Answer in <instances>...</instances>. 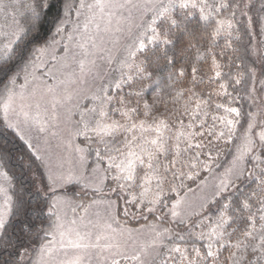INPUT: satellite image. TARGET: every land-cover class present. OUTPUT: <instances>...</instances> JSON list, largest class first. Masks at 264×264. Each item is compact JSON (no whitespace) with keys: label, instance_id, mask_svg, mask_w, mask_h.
Returning a JSON list of instances; mask_svg holds the SVG:
<instances>
[{"label":"snow or ice","instance_id":"1","mask_svg":"<svg viewBox=\"0 0 264 264\" xmlns=\"http://www.w3.org/2000/svg\"><path fill=\"white\" fill-rule=\"evenodd\" d=\"M251 6L252 0H79L78 5H65L69 12L74 8L77 17H84L85 32L92 25L97 32L109 33L115 23V31L130 41L124 58H108L109 64H118L119 74L101 87L100 94L92 97L93 106L81 114L82 128L76 135L83 136L86 143L75 152L82 162L94 152L97 161L107 164L95 190L100 191L104 179L110 178L115 185L111 191L126 194V198L120 197L127 205L125 216L135 209L133 215L144 219L151 215L168 226L151 225V235L143 241L132 238V229L117 233L110 224L104 226L110 232H93L83 223L77 227L75 221L66 227L58 212L62 201L55 193L78 178L49 170L45 195L54 197L48 212L56 222L45 232L51 240L41 245L38 264H93L94 258L95 264H264V120L257 123L254 114L248 113L247 126L237 137L242 112L231 106L236 97L227 91L223 66L212 55L218 37L225 38V47H232L230 38L238 31L234 22L237 9H243L241 15L248 17L249 27L252 25ZM26 7L31 12L30 29L18 26L11 39L0 42V72L5 74L10 61L23 59L18 45L38 26L48 4L33 0ZM259 7L264 12V0ZM260 21L264 32V15ZM66 23L68 20L62 19L57 32ZM197 36L204 40L201 46L211 56L209 70L214 75L207 77V84L196 64L191 65L189 75V62L183 57L188 49L197 48ZM87 39L93 48L97 46L94 37ZM178 41L186 44L178 49ZM84 54L90 53L85 50ZM203 56L200 53L197 59ZM29 63L24 62L25 69ZM80 64L83 68L84 61ZM161 67L166 72L159 71ZM17 75L9 76L8 83L16 85ZM241 76L237 73L230 79L239 85ZM27 77L26 72L25 84ZM212 84L216 87L205 93V87ZM17 96L14 87L6 89L2 105L6 121ZM213 97H227V102H216ZM23 109L22 104L25 122L35 120L44 132L39 113L30 117ZM8 127L17 125L9 122ZM237 139L232 160L216 182H202L210 195L196 203L179 197L186 181H194L201 171L212 172V153L219 155V142L228 145ZM25 143L32 148L30 142ZM32 156L42 160L35 150ZM99 167L93 171L98 172ZM7 180L8 173L0 169V230L6 228L13 212ZM172 193H177V198L172 199ZM125 231L128 238L121 239Z\"/></svg>","mask_w":264,"mask_h":264},{"label":"rangeland","instance_id":"2","mask_svg":"<svg viewBox=\"0 0 264 264\" xmlns=\"http://www.w3.org/2000/svg\"><path fill=\"white\" fill-rule=\"evenodd\" d=\"M14 2V0H3V6L0 7V42L11 39V33L18 26L21 27L15 18L19 10L12 8ZM68 14L69 12H67ZM124 15H128L127 10L124 11ZM138 15L133 10V17L138 19ZM65 19L68 20V23L62 25V31L56 32L54 39L41 48L43 51L34 54L29 60L31 63L22 71L19 78H16V85H10V87H14L18 96L8 112L7 121L2 107L6 94L2 98L1 108L7 126L9 122L15 123L17 127L11 129L19 137L23 136L24 142H30L31 149L42 157L41 162L46 178L49 170L53 173H71L78 178L71 183L79 182L82 184L83 187L78 188L77 192L85 194L83 192L86 190L96 191L95 186L104 175V168L97 163L90 171L87 170L89 158L82 162L79 154L75 152L77 146L84 147L82 142L86 143L83 136L76 135L77 131L82 128L81 114L93 106L95 102L92 97L100 94L101 87L110 83L111 79L119 74L116 72L118 64L115 61L109 64L107 61L110 55H115L120 59L124 58L126 55L124 48L130 41L125 38L123 33L115 31V23L109 33L97 32L92 25L85 32L83 16L77 17L74 11L72 17L66 16ZM77 23L80 25L79 29H77ZM101 27H103L102 23ZM70 36L71 39H69ZM90 36L95 39L97 45L95 48L92 47V41L87 39ZM80 44H84V49L78 46ZM66 48L67 51H65ZM85 50L90 54L85 55ZM80 61H84L83 68H81ZM26 72L28 73L27 84H25ZM20 85H24V88L21 89ZM49 88L52 91H48ZM53 103L56 105L55 108H53ZM22 104L24 105L23 110L27 111L30 117H36L39 113V119L45 127L44 132L39 131L40 124L36 123L35 120L30 119L27 123L25 122V117L21 112ZM38 104L39 107H37ZM257 119L258 117L255 119L258 123ZM231 160L232 158L222 168L213 167V164L212 172L208 173L203 182H206L207 185L214 184ZM97 165L100 166L99 171L94 172L93 170L97 168ZM0 169L6 171L1 164ZM58 182L63 184V181ZM104 182L105 179L100 190L104 195L95 196L89 200L85 198L75 200L69 196L58 194L59 189L56 191L55 196L60 197L62 201L58 212L66 227L72 226L71 222L75 221L77 227L83 223L88 225L93 232L101 230L110 232V229L104 227L110 224L112 229L117 230V233L121 230L132 229V238L143 241L150 237L151 225H156L158 228L168 226L161 222H149L138 226L120 223L116 215L115 200L110 198L108 191H102ZM86 184L87 187H85ZM10 185L8 174L5 186L8 187L9 195H11ZM68 185L70 183L64 184L62 188ZM44 186L43 182H39V190L45 193L46 188ZM49 194L51 195V202L54 197L51 193ZM206 195H210V192L202 186L201 182L180 197H185L189 202L196 203ZM109 202H111V207H109ZM55 222L56 218L54 217V224ZM120 238L127 239L128 233L125 231L124 236ZM39 259L40 249L37 254L24 257L26 264H38ZM93 264H95V258Z\"/></svg>","mask_w":264,"mask_h":264},{"label":"trees","instance_id":"3","mask_svg":"<svg viewBox=\"0 0 264 264\" xmlns=\"http://www.w3.org/2000/svg\"><path fill=\"white\" fill-rule=\"evenodd\" d=\"M12 8L18 9L19 13L15 17L19 25L25 29H30L29 18L31 12L26 5L33 3V0H14ZM44 2V0H41ZM48 7L44 8L40 16L39 24L35 29L28 31L27 37L19 43V47L23 50V59L16 58L10 61V67L5 74L0 72V164L5 168L10 176V192L13 197V212L8 220L5 229L0 230V264H26L24 257L26 255L33 256L39 251L42 244L51 237L46 236L45 232L51 231L54 225V217L48 212L51 195H45L39 190V182L47 185V178L44 171V166L41 160H36L32 156L33 150L17 135V133L9 128L4 121L2 114L1 101L6 94V89L10 88L8 77L24 71V62L29 61L35 52L34 49H41L51 42L56 36L57 27L60 21L66 16L74 15V8L69 12L65 7L66 4L78 5L79 0H46ZM261 0H252V6L249 11V16L252 17V25H248V17L241 15V9L236 10L234 22L238 31H234L231 39L232 47H225V38L218 37L213 44L214 52L217 60L221 63L222 72L225 73L223 80L228 82L227 91L236 99L231 106L239 107L242 115L240 117L241 124L237 126V137H239L244 128L247 126L249 119L248 113L254 114L258 121L264 120V85L261 81L264 80V32L261 31L260 16L264 15L261 12ZM67 12H69L68 15ZM197 48L188 49L183 53L184 59L189 62V75L192 64H196L201 69V74L205 77L213 76L210 71L211 56L205 53L202 44L204 40L197 36ZM186 41L177 42V48L184 46ZM149 47H155L150 45ZM204 53L203 58L197 59L198 54ZM161 72L166 70L161 67ZM237 73L242 74L241 83L235 84L234 79ZM253 75L255 79H253ZM220 78H217V83ZM202 87H204L202 85ZM216 87L212 84L210 87H205V93ZM149 98L151 93L148 94ZM216 102L226 103L227 97H213ZM171 107V105H169ZM222 114V110H221ZM185 123L187 118L185 117ZM210 121V117L208 118ZM211 122V121H210ZM83 146L85 142H82ZM239 143L237 139L234 143L225 145L220 141L218 147L219 155L214 151L212 153L215 158L213 167L222 168L235 153V144ZM87 170H91L95 164L107 167L106 163L96 160L95 153L92 152L88 156ZM218 166V167H217ZM219 170V169H218ZM209 172L201 171V174L194 181H186V187L179 190V197L203 182ZM111 175V174H110ZM114 183L111 179H105L104 188L102 191H108L110 198L116 202V215L120 223L130 226H138L149 222H161L155 220L151 215L147 219L143 216L133 215L135 209L128 215H124V209L127 207L124 199H121L120 192H112ZM83 185L79 182L70 183V185L61 188L57 191L60 195H66L72 199L78 200L85 198L93 199L95 196L104 195L100 191L86 190L81 194L77 192L78 188ZM243 187V186H241ZM107 195V196H108ZM172 199L177 198V193L171 194ZM167 224V222H161ZM227 253H225L226 255Z\"/></svg>","mask_w":264,"mask_h":264}]
</instances>
